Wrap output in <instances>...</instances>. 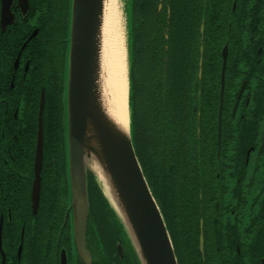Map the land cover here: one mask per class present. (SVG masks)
<instances>
[{"label": "trees", "instance_id": "16d2710c", "mask_svg": "<svg viewBox=\"0 0 264 264\" xmlns=\"http://www.w3.org/2000/svg\"><path fill=\"white\" fill-rule=\"evenodd\" d=\"M222 1L164 0L159 10L160 0H125L127 15L131 12L128 54L133 143L163 214L179 264H219L215 260L220 254L221 264H262L258 257L264 254V249L251 248L250 241L243 238L239 251L226 246L225 233L221 250L215 249L211 233L207 250L205 248L202 254L199 249V221L203 217L201 197H218L219 188L214 183L216 168L221 163L216 158L219 89L214 83L218 49L222 44L215 37V25ZM203 5L207 18L201 34ZM43 19L49 22L44 14L35 26L32 21L26 23L22 32L21 27L14 24L6 33H0V264L4 257L5 264H60L61 249L67 245L73 247L72 219L67 216L70 183L66 83L64 65L61 67L57 61L60 40L68 34V29L55 16L59 23L56 26L53 22L56 34L45 63V79L43 60L35 59L38 51L33 44L37 38L22 47L26 32L30 33L34 27L39 26L41 35L44 34ZM201 45L204 78L200 86L196 73ZM19 54L24 59H31L25 76H19L12 65ZM188 55L189 65L195 72L189 83L185 80L189 76ZM171 75L177 79V84L170 93ZM32 81L37 87L30 85ZM42 91L43 189L38 213L34 214L30 205L34 176L32 139L37 127L34 116L38 113L39 102L32 107L24 99L38 93L39 101ZM169 93L175 104L168 108ZM204 98L206 102L203 103ZM204 112L207 114L206 133ZM30 115L33 117L29 118ZM225 141L227 146L238 147L239 144L234 143L237 141L236 130L225 127L222 144ZM165 145L170 148L168 152ZM89 176L91 210L87 234L94 253L93 264H123L127 256L121 258L118 244L125 246V242L115 226L112 210L92 175ZM188 197H196L193 203L198 223L192 229L186 222ZM130 254L127 258L136 264Z\"/></svg>", "mask_w": 264, "mask_h": 264}, {"label": "flooded vegetation", "instance_id": "af4514ba", "mask_svg": "<svg viewBox=\"0 0 264 264\" xmlns=\"http://www.w3.org/2000/svg\"><path fill=\"white\" fill-rule=\"evenodd\" d=\"M3 6L4 0H0V33H6L9 29H12V25L14 24H18L22 32L26 23L32 21V24L35 26L37 19L40 22L41 16L46 14L49 22L43 19L42 25L45 26L43 28L44 34L41 35V28L39 26L34 27L30 33L26 32V40L22 45L24 47L29 41H32L31 39L37 38L33 44L36 51H38L35 59L40 57L43 60L42 69L45 68V63L53 45L52 42L55 39L56 28L53 22L57 23L56 26L59 23L54 19L55 16L62 22V26L65 27L66 25L68 34L63 35L60 40V45L62 46H58L59 54L57 61L61 67L64 65L65 83L67 86L71 0H12V2L10 1V12L13 15L9 19V22H12L9 23L7 21L4 23V26L2 25ZM219 6L218 20L215 25V37L218 43L222 44H220V49H218L219 60L218 58L216 60L217 74L216 83H214L219 89L215 126L217 136L216 158L221 160L220 165L216 168L218 171L214 183L219 188L217 192L218 197H201L203 201L201 206L203 217L199 221L200 237L203 236L204 250L205 248L207 250V244H209V233L214 236L215 249H222L224 233L225 244L228 247L236 248L239 251L242 246L241 238H243L247 242L250 241L252 244L251 248L264 249V0H223ZM46 7L50 8V10H45ZM201 13L200 33L202 25L205 30L204 22L207 18V11L204 5ZM225 47H227V61L223 81V54ZM19 55L12 61V65L14 70L18 71L19 76H25L28 72L31 59H24L21 55L19 57ZM189 61L190 55H188L187 74L191 77L195 75V72L189 65ZM196 75L200 77L199 70ZM203 78L202 71L200 86ZM43 79H45V69ZM29 83L37 87L35 81ZM13 86L12 81L11 87ZM222 90L221 144L219 149V112ZM37 94H29L24 99L32 107L36 101L37 103L39 102L38 113L34 116L37 127L35 136L32 139L34 167L41 103V95L38 101ZM204 102H206V98L203 99ZM16 116L18 114H15ZM30 117L33 116L30 115ZM206 117L207 114L205 113L203 124L205 133L207 125ZM227 126L231 130H236L237 141L234 143H238V147L232 144L227 146L226 141L225 144H222L223 133ZM42 167L40 171L39 204H41L43 189ZM250 170L251 172L249 173ZM33 171L34 183L35 170ZM209 181L211 183V179ZM234 191H236V194H234ZM30 192V205L33 212L32 189ZM69 205H71L70 200ZM67 216H70L72 219L71 209L67 211ZM23 234L24 230L22 231V236ZM21 246H23L22 243ZM62 249H65L68 254V264H85L77 255L75 248L72 249V247L67 245ZM19 250L20 247L18 249L20 253ZM92 254L94 253L92 252ZM258 260L264 264V254L259 256ZM93 262L94 259L92 264ZM215 262L222 263L221 254Z\"/></svg>", "mask_w": 264, "mask_h": 264}, {"label": "water", "instance_id": "95a60500", "mask_svg": "<svg viewBox=\"0 0 264 264\" xmlns=\"http://www.w3.org/2000/svg\"><path fill=\"white\" fill-rule=\"evenodd\" d=\"M10 1L12 2V0H4L3 26L13 15L10 12ZM163 1L160 0L159 10L162 8ZM104 12L105 0H71L66 124L70 209L74 237L72 249L75 248L77 255L85 264H92L93 254L87 237L91 210L89 175H92L114 214L115 226L125 242V246L118 244L121 258L129 257L131 253L136 264H179L163 214L135 151L130 104L127 130L115 116L109 113L103 100L101 50ZM203 31L202 25L201 34ZM202 53L201 45L200 77H198L200 81L203 71ZM226 55L227 47L223 54V81ZM222 98L223 90L219 112V140ZM43 109L44 92L41 95L35 179L32 188L34 214L37 213L40 200ZM1 234L2 222L0 224V249L2 250ZM203 241L201 236L199 249L202 254L204 253ZM2 264H5V257ZM60 264H68V254L65 249H62Z\"/></svg>", "mask_w": 264, "mask_h": 264}, {"label": "bare ground", "instance_id": "6f19581e", "mask_svg": "<svg viewBox=\"0 0 264 264\" xmlns=\"http://www.w3.org/2000/svg\"><path fill=\"white\" fill-rule=\"evenodd\" d=\"M118 13L117 0H105L104 22L102 27V91L103 100L109 113L117 120L129 128V77L128 59L125 36L122 33ZM170 93L175 90L177 79L171 75ZM187 83L190 77H185ZM168 98V108L173 107L175 101ZM144 101H142V105ZM176 111V116H177ZM189 116V114H188ZM187 116V117H188ZM169 146L165 145V150L169 151ZM196 197H188L187 204V226L192 229L198 223L195 218Z\"/></svg>", "mask_w": 264, "mask_h": 264}, {"label": "rangeland", "instance_id": "374dc122", "mask_svg": "<svg viewBox=\"0 0 264 264\" xmlns=\"http://www.w3.org/2000/svg\"><path fill=\"white\" fill-rule=\"evenodd\" d=\"M117 5H118V13H119V20H120V25L122 28V33L125 36V46H126V51L128 55V32H129V16H131V12L127 15V10L125 6V0H117ZM132 38H135L134 35V29L132 30ZM134 58V56H133ZM128 62V61H127ZM251 170L249 171V173ZM110 232V230H108ZM123 264H132L131 260L129 258H125L123 261Z\"/></svg>", "mask_w": 264, "mask_h": 264}]
</instances>
